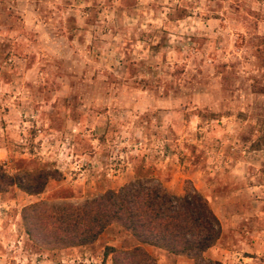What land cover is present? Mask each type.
I'll use <instances>...</instances> for the list:
<instances>
[{
	"label": "rangeland",
	"instance_id": "1",
	"mask_svg": "<svg viewBox=\"0 0 264 264\" xmlns=\"http://www.w3.org/2000/svg\"><path fill=\"white\" fill-rule=\"evenodd\" d=\"M0 165L61 175L0 193V264H112L106 246L135 245L118 225L46 251L21 211L136 173L206 198L221 234L205 259L264 264V0H0Z\"/></svg>",
	"mask_w": 264,
	"mask_h": 264
},
{
	"label": "trees",
	"instance_id": "2",
	"mask_svg": "<svg viewBox=\"0 0 264 264\" xmlns=\"http://www.w3.org/2000/svg\"><path fill=\"white\" fill-rule=\"evenodd\" d=\"M60 176L46 169L8 172L0 165V193L15 187L27 195H40ZM21 219L28 238L46 251L91 246L109 227L118 225L135 245L106 246L103 256H112V264H156L148 248L187 257L194 264H220L203 257L221 234L206 198L194 188L173 194L151 175L136 173L119 189L79 203L27 205Z\"/></svg>",
	"mask_w": 264,
	"mask_h": 264
}]
</instances>
